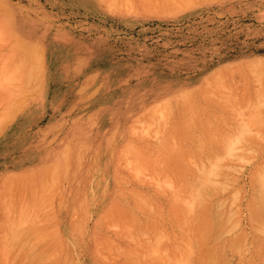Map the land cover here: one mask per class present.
I'll use <instances>...</instances> for the list:
<instances>
[{
  "label": "rangeland",
  "instance_id": "rangeland-1",
  "mask_svg": "<svg viewBox=\"0 0 264 264\" xmlns=\"http://www.w3.org/2000/svg\"><path fill=\"white\" fill-rule=\"evenodd\" d=\"M263 92L264 0H0V222L8 203L36 226L16 247L0 229V264L257 263ZM227 143L252 151L217 196L167 186Z\"/></svg>",
  "mask_w": 264,
  "mask_h": 264
},
{
  "label": "bare ground",
  "instance_id": "bare-ground-1",
  "mask_svg": "<svg viewBox=\"0 0 264 264\" xmlns=\"http://www.w3.org/2000/svg\"><path fill=\"white\" fill-rule=\"evenodd\" d=\"M31 53V52H30ZM34 54V53H33ZM38 56V55H37ZM36 56V57H37ZM19 60V59H18ZM38 60V59H37ZM32 63V61H31ZM34 68H32L33 70ZM32 70L30 72H32ZM12 73V72H11ZM255 73V72H254ZM263 73V71L260 73V75ZM38 74V73H37ZM7 76V75H6ZM257 76H259V74H257ZM262 76V75H261ZM260 77V76H259ZM5 78V79H4ZM4 78L2 77L3 82H6V78L9 80V76L8 77H5ZM18 78V77H16ZM260 79V78H259ZM257 80V79H256ZM255 80V81H256ZM260 81V80H259ZM29 82V81H28ZM10 84V83H9ZM8 85V84H7ZM261 85V84H260ZM261 87V86H260ZM261 89V88H260ZM257 90H259V87H257ZM262 90V89H261ZM259 90L258 93H260V97L261 95L263 96L262 94V91ZM261 91V92H260ZM257 93V92H256ZM264 93V92H263ZM258 95V94H257ZM257 97V96H256ZM259 98V97H258ZM258 98L257 101H258ZM255 99V100H256ZM262 99H264V97H262ZM253 100V99H252ZM256 101V102H257ZM246 103H248V100L246 101ZM258 104L261 103V105L264 103H262V101L259 103V101L257 102ZM255 104V103H254ZM247 107L249 106V103L246 104ZM245 105V106H246ZM179 106H183V104L181 103ZM191 106V105H190ZM254 105L250 104V107L249 108H252ZM260 105H258L259 107ZM244 107V106H243ZM165 108V106H164ZM163 109V108H162ZM166 109V108H165ZM243 109V108H241ZM241 109H239L241 111ZM246 109V107H245ZM154 110V108H153ZM155 111V110H154ZM251 111V110H250ZM156 112L158 113L157 114V117L159 118L160 116H162L164 114V112L159 108L158 110H156ZM254 112V111H253ZM249 113V112H248ZM252 112H250L249 114H251ZM241 114V113H240ZM246 115V114H244ZM252 115V114H251ZM164 116V115H163ZM162 116V117H163ZM174 116V115H173ZM161 117V119H162ZM257 117H260L259 115H257ZM157 118L158 121L155 122L154 125H151L150 122L152 121H148L147 118L144 119V124L142 127L138 128L137 129H133L132 126H128V129H129V132L131 134V131H132V135H134L135 137H142L143 138V135H142V132H152L153 130H155V126L159 125L160 122H159V119ZM174 118V117H173ZM102 119V118H101ZM166 119V118H165ZM104 120V119H103ZM163 120V119H162ZM193 121V120H192ZM237 124V123H236ZM134 126V125H133ZM243 127L245 126L242 125ZM241 127V126H240ZM137 128V127H136ZM186 129L188 131H190L192 129L191 125L187 124L186 125ZM244 129V128H243ZM242 129V130H243ZM146 130V131H144ZM239 132H240V128L238 129ZM236 130V131H238ZM247 130V131H246ZM244 131V130H243ZM243 131L240 132H237L238 136H241V138L243 137ZM245 133L247 134V132H251L247 129H245ZM234 134V132H233ZM82 134H79L77 136H75L73 138V142H81L83 143L85 138L83 136H81ZM249 135V134H248ZM252 136V135H251ZM172 137H173V134H172ZM237 137V136H236ZM244 138V137H243ZM174 139V138H173ZM235 140V139H233ZM237 141H239V139H237ZM232 142V139H230V142ZM175 143V142H174ZM235 143V141H234ZM239 143V142H238ZM129 148L132 146L133 144V139L130 138L129 140ZM161 144V143H160ZM159 144V145H160ZM233 144V143H232ZM240 144V143H239ZM253 144V143H252ZM234 145V144H233ZM233 145H229L227 143V145L225 144V146L223 145L222 148H216V149H219V150H222L223 152V156L221 157H218L216 155H208V161H207V164L204 165V162L202 161V159H197L195 161H192V165L194 166L193 169L191 170L189 168V170H187L186 166L183 164V163H180L179 165H182L183 168L181 169V171L179 172L177 178L175 181H173L170 185L168 184L167 186H170L171 188H177L179 189V191H184L187 193L188 197L183 200H185V203H188V205L190 206H196V205H199L200 203H202L204 201V199L206 198H210V197H214V196H217L218 193L225 189L228 185H229V172H230V169L232 168L231 167V163H230V157L231 156H237L238 160H242V159H245L247 157V155L252 151V148L249 147V146H243V147H239L241 148V152L240 153H235V147H233ZM238 147V145H237ZM238 148V149H239ZM254 148V147H253ZM237 149V148H236ZM218 151V150H217ZM125 152V151H124ZM126 153V152H125ZM128 153V152H127ZM126 156V155H125ZM249 157H252V156H249ZM206 158V157H205ZM233 161V160H231ZM248 161V160H247ZM242 162V161H241ZM122 166L124 167H129V169H141L143 171H146L148 170L146 168V164L145 163H142V162H139V161H125L123 163H121ZM234 167V166H233ZM64 168H67L66 166H64ZM155 170V169H154ZM233 170V169H231ZM166 172V171H165ZM167 173V172H166ZM160 173H158L159 175ZM50 175V174H49ZM168 174H164V176H167ZM163 176V177H164ZM166 178V177H165ZM165 178H163L162 180H164ZM252 179L254 182H258L260 184V188H261V192L257 193L254 197L255 200H253L250 204V210H251V214L249 215V217L256 221H260L262 218L261 216L262 213L261 211L264 210V166H259L257 167L253 172H252ZM49 182V181H48ZM184 184H186V186H183ZM257 184V183H256ZM259 190V189H258ZM178 191V190H177ZM180 191V194L182 193ZM255 191V190H254ZM256 193V192H255ZM176 195V194H174ZM179 195V194H178ZM177 196V195H176ZM254 196V195H253ZM234 199V198H232ZM6 201V200H5ZM8 202H11L8 200ZM217 202L222 205V206H225V201L224 200H221V199H217ZM5 205V206H4ZM3 205V209H4V212H6V216L5 218L3 217V220H1L0 222V229L2 230V236H3V239L5 241H8L11 245H13L14 247L18 246V244L20 243V240L26 235V233H31L32 230H34V228L36 227L34 225V222H31L33 221L30 217V215L28 214H24L23 216L20 215V214H17L15 216H11V215H8V211L10 212L11 210L9 209V204L8 203H5ZM187 205V207H188ZM201 205V204H200ZM199 205V206H200ZM215 207V206H214ZM219 207V206H218ZM10 208H11V205H10ZM14 208V207H13ZM191 208V207H190ZM20 210V209H19ZM223 212V210H222ZM10 214V213H9ZM229 215V212L227 213ZM13 215H14V212H13ZM222 215V214H221ZM30 217V218H29ZM231 217V216H230ZM264 221V218H262ZM35 220V219H34ZM227 220V219H225ZM39 222V220H38ZM41 222V221H40ZM226 221H224L225 223ZM257 222V221H256ZM29 224V226L26 227V230L23 229V224ZM258 223V222H257ZM234 224H236V220L234 219H228L227 221V224L225 226H223V229H226L227 227V230H230L232 227H234ZM238 224V223H237ZM22 225V226H21ZM264 227V225H261ZM22 229V230H21ZM262 230V229H261ZM227 232V231H226ZM260 233V232H259ZM263 233V232H262ZM223 234V233H222ZM234 236V235H233ZM17 237H19L17 239ZM42 238V236L40 237ZM38 239V237H37ZM36 239V240H37ZM227 243L229 245L231 244H236V246L239 245V241H235L233 238H228L227 240ZM7 242V243H8ZM255 245H258L260 246V249L257 251V257H258V262L256 263H249V264H264V239L262 240H258L256 239L254 241ZM30 244V243H29ZM6 246V245H5ZM257 246V247H258ZM240 247V246H239ZM58 248V242L56 240L52 241L51 244L49 245L48 247V250L47 252H49L50 254H54L55 250ZM237 248V247H236ZM187 253H189L187 251ZM57 254V253H56ZM55 254V255H56ZM54 255H52V258H53ZM51 257V256H50ZM180 258V257H179ZM178 261V260H176ZM184 261V260H183ZM182 261V262H183ZM181 262V264H182ZM186 262V260H185ZM188 262V261H187ZM184 264V263H183ZM205 264H220L219 262L216 261L215 259V252L214 250H211L207 253L206 257H205Z\"/></svg>",
  "mask_w": 264,
  "mask_h": 264
}]
</instances>
